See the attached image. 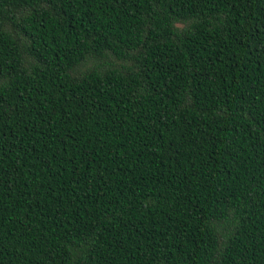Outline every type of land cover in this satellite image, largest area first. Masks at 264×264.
<instances>
[{
	"label": "trees",
	"instance_id": "trees-1",
	"mask_svg": "<svg viewBox=\"0 0 264 264\" xmlns=\"http://www.w3.org/2000/svg\"><path fill=\"white\" fill-rule=\"evenodd\" d=\"M0 264H264V0H0Z\"/></svg>",
	"mask_w": 264,
	"mask_h": 264
}]
</instances>
